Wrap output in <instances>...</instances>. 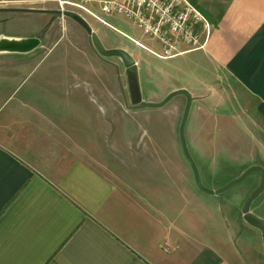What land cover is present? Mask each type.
Returning <instances> with one entry per match:
<instances>
[{
	"label": "crops",
	"instance_id": "crops-1",
	"mask_svg": "<svg viewBox=\"0 0 264 264\" xmlns=\"http://www.w3.org/2000/svg\"><path fill=\"white\" fill-rule=\"evenodd\" d=\"M189 1L213 28L204 48L181 45L171 93L185 89L194 101V92L231 79L264 101V0ZM37 50L0 56L13 57L0 59V264H264L262 232L244 216L240 223L224 220L215 242L182 257L179 236L163 220L144 210L133 214L116 179L85 150L96 143L84 134L127 100L118 65L91 44L65 50L80 63L63 61L62 53L30 59ZM181 97L187 106L186 96L174 99ZM258 107L264 116V103ZM256 200L251 212L264 220Z\"/></svg>",
	"mask_w": 264,
	"mask_h": 264
},
{
	"label": "rangeland",
	"instance_id": "rangeland-1",
	"mask_svg": "<svg viewBox=\"0 0 264 264\" xmlns=\"http://www.w3.org/2000/svg\"><path fill=\"white\" fill-rule=\"evenodd\" d=\"M2 2L0 9L59 10L55 3L45 0ZM97 12L113 27L86 16L94 26V32H103L108 37L105 43L102 42L104 47L117 49L121 45L129 48L128 52L138 66L143 100L161 103L177 86L173 64L179 63L182 58H176L177 52L172 58H160L161 48L151 38L145 37L132 22L121 16L107 17ZM206 18L213 28L211 20ZM0 35L40 38L41 47L30 57L35 61L44 58L54 60L62 53L63 61L71 63L75 57L72 52L65 51L69 46L80 51L84 44H91L95 50L79 24L56 15L0 13ZM131 39L139 41L149 51ZM198 55L194 54V63L199 62L196 59ZM75 60L80 63L82 57L78 56ZM109 61L118 65L122 85L127 87L122 61L118 58H110ZM197 69L192 65V73L198 72L199 75ZM208 86L204 92H194L185 137L188 152L199 170L203 185L216 191L251 167L264 168V116L258 113V106L264 101L254 100L235 80ZM127 95V100L116 101L108 111L110 114L100 118L99 126L94 125L98 127L97 131L84 134L86 140H91L93 136L96 143L85 150L107 167L117 181L122 199L132 207L133 214L138 215L144 210L154 218L158 216L168 230L174 231L175 237L179 236L177 251L182 250L180 255L193 256L202 245L218 239L224 220L226 224L233 220L242 222V206L259 186L261 176L253 173L238 187L218 197L199 191L180 139L186 99H172L158 109H137L131 105ZM260 197L262 202L256 208L264 213V193Z\"/></svg>",
	"mask_w": 264,
	"mask_h": 264
},
{
	"label": "built area",
	"instance_id": "built-area-1",
	"mask_svg": "<svg viewBox=\"0 0 264 264\" xmlns=\"http://www.w3.org/2000/svg\"><path fill=\"white\" fill-rule=\"evenodd\" d=\"M3 0H0V3ZM57 5L60 11H69L86 19L89 16L110 26L99 14L121 16L132 22L145 37L155 40L161 47L162 59L183 54L181 45L197 51L205 46L212 26L189 0H45ZM116 30V29H115ZM136 45L149 51L140 42Z\"/></svg>",
	"mask_w": 264,
	"mask_h": 264
},
{
	"label": "water",
	"instance_id": "water-1",
	"mask_svg": "<svg viewBox=\"0 0 264 264\" xmlns=\"http://www.w3.org/2000/svg\"><path fill=\"white\" fill-rule=\"evenodd\" d=\"M7 12L56 15V16L70 18L76 23H78L88 34L91 43L95 47V50L100 57L106 59L118 58L122 61L125 67L130 103L134 108L158 109L164 107L176 96H180V95L186 96L187 106L180 127V139L186 160L189 163L190 167L192 168L197 189L210 196L217 197L218 195L241 184L251 174L259 173L261 176L260 185L246 199L242 208V213L245 221L249 225L261 230L264 239V220L257 217L251 212V207L253 202L264 192V168L259 166L251 167L247 171H245V173H243L239 178L230 181L229 183H227L226 185H224L223 187H221L216 191H213L203 185L200 178L199 170L196 164L194 163L193 159L191 158L186 144L185 128L190 115L191 105L193 102V97L187 90L181 89L178 91H174L170 93L161 103H147L143 100L140 79H139V70L137 63L135 59L132 57V55L128 51L120 48L106 49L100 37L96 32H94L91 25L78 14L69 11H59V10L52 11V10H38V9H0V13H7ZM41 43L42 40L40 38L0 35V56L27 55L37 50L41 46Z\"/></svg>",
	"mask_w": 264,
	"mask_h": 264
}]
</instances>
